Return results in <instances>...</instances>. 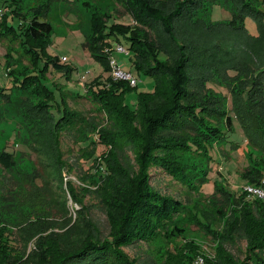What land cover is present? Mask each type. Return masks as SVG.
Segmentation results:
<instances>
[{
	"label": "trees",
	"instance_id": "16d2710c",
	"mask_svg": "<svg viewBox=\"0 0 264 264\" xmlns=\"http://www.w3.org/2000/svg\"><path fill=\"white\" fill-rule=\"evenodd\" d=\"M118 1L124 4L132 22H118L114 15H107L104 20L93 15L84 47L110 71L106 46L112 41L120 43L133 54L134 71L153 80V88L139 92L131 106L126 103L125 94L136 86L111 76L92 82L81 96L104 112L106 124L71 110L65 100L66 91L59 86V101L55 100L48 86L47 73L51 68L66 69L56 55L45 59L41 56L44 60L39 64L37 49L44 54L53 31L43 12L49 0L37 9L31 6V14L25 12L23 0H5L0 12V39L7 40L4 55L11 84L8 88L0 86V98L8 101L12 89L30 88L36 98L28 111L42 122L46 118H37L34 113L48 116L56 140H60L62 132L76 129L80 139L74 137L75 140L83 143L82 149L86 148L82 156L91 161L85 180L91 179L96 186L85 192L95 194L108 224L104 233L89 216V206L70 186L88 232L75 240L69 236L73 230L42 237L36 264H191L197 255L195 250L188 251L187 245L182 250L179 249L183 246L175 245L178 253L170 250L172 240L186 238L189 223L216 233L225 239L224 243L234 244L236 238L246 242L243 256H235L222 244L216 259H205V264H264V202L248 199L243 190L233 192L215 180L214 191L207 196V204L215 206L214 214H219L213 215L202 205L187 206L191 203L188 198L162 192L152 183L150 173L151 167L157 168L188 190L201 192L211 179L218 146L236 148L232 144L236 141V119L253 160L239 176L247 184L264 188V157L249 150L253 145L264 153V0ZM214 5L229 10L230 18L211 20ZM200 10L203 12L197 17ZM248 17L257 23L258 35L248 31ZM8 18H17L18 24H11ZM183 22L192 32L209 30L208 44L201 47L193 41L198 51L191 48L186 42L188 36L181 34L179 28ZM222 33L232 36L234 46L221 42ZM239 39L247 51L236 49ZM249 56L255 62L248 65ZM23 60L27 63L19 71ZM65 71L67 77L71 69ZM100 145L105 149L96 154ZM18 151L0 150L3 169L15 166ZM187 152L190 159L184 158ZM32 178L39 183L35 175ZM229 203L239 207L224 219L221 204L225 207ZM207 217L211 219L209 223L204 221ZM223 220L222 231L218 232V224ZM63 237L65 241L58 243ZM163 238L170 240V246L158 257L156 251L140 260L131 259L123 250L134 243Z\"/></svg>",
	"mask_w": 264,
	"mask_h": 264
},
{
	"label": "rangeland",
	"instance_id": "374dc122",
	"mask_svg": "<svg viewBox=\"0 0 264 264\" xmlns=\"http://www.w3.org/2000/svg\"><path fill=\"white\" fill-rule=\"evenodd\" d=\"M46 1L48 0H23L22 4L25 12L31 14L29 10L31 6L37 9ZM4 2L5 0H0V12L4 9ZM43 12L52 24L53 31L49 38L50 44L45 47L44 54L42 55L41 50L37 49L40 56L39 64H42V60L46 56L56 55L66 69H71L67 77H65L66 69L54 70L51 68L47 73L48 86L53 91L54 99L59 101V89H65V100L71 110L86 117H95L99 123H103L105 121L104 112L99 111L96 105L81 95L92 82L103 81L111 76V73L106 71L103 64L84 47L86 33L93 15H97L103 20L107 15H114L115 20L124 24L132 22L131 16L127 14L124 4L118 0H49V5ZM202 12V10L198 11L196 16H201ZM230 16V11L220 5H214L211 8L210 19L213 21L226 20ZM8 21L15 26L18 24L17 18H8ZM262 23L264 24V18ZM245 25L252 35L257 34V23L253 19L246 18ZM179 28L181 34L188 36L185 41L191 45V48H196V45L193 46V41L201 47L203 44H208L209 30L195 29L192 32L185 22ZM221 39L224 41H221L223 44L234 46L232 36L230 37L228 33L225 35L222 33ZM239 40L240 43L235 45L236 49L240 47V50L247 51L242 47L241 39ZM6 44L7 40L0 39V86L8 88L11 84L6 75L8 68L4 55ZM115 44L116 42L112 41L110 45L115 46ZM110 45L105 49L108 55H110V51L107 52L111 48ZM112 57L118 61L123 70L130 71L137 77L136 88L125 94L126 103L134 106L139 92L152 90L153 80L134 71L132 53H119L114 49ZM248 59V65L251 61L255 62L252 56H249ZM26 63L24 60L20 62L19 71ZM229 73L234 74L233 71H229ZM214 87L217 86L214 85ZM217 89L219 90V87ZM221 89L228 95L224 88ZM35 98L36 95L27 87L12 89L8 101L0 98V150L2 148L12 152L19 150L14 158L17 162L13 168L3 169L0 165V264H20V262L21 264L24 262V264H36L39 243L44 236L63 234L69 230H73L69 234L72 239L87 234L88 229L79 217L81 206L74 201L70 186L74 194L82 199L83 204L89 206V216L92 220L104 233L108 230L106 215L97 197H94V193L85 192L93 191L96 186L91 184V179L85 180V176L89 174L91 161L85 159L86 156H82V152L86 148L82 149L83 143L75 140L78 136L76 129L62 132L60 140H56L51 133L48 116L42 112L39 113L40 116L34 113L37 118H46L45 122H42L39 119L36 120L28 111V107L35 102ZM53 111L57 114L56 108ZM104 123L106 124V122ZM234 125L236 141L232 144L234 143L236 148L230 149V145L218 146V153H215V160L209 175L211 179L204 184L201 192L195 193L188 190L173 180L170 175L154 167L150 168L152 183L162 192L176 195L184 200L190 199L191 203L187 205L189 207L196 203L202 205L201 208L206 209L208 213L219 215L214 214L215 206L207 204V196L213 193L215 180L224 183L229 190L240 193L242 187L247 183L239 174L249 163H253L245 148L246 141L236 119ZM93 132L95 135L96 131ZM79 139L78 137L77 140ZM104 149L105 147L102 145L97 146L96 154L101 153ZM249 150L264 157V153L253 145ZM189 154L187 152L184 158L190 159ZM132 155H134V151ZM84 172H86L85 175ZM33 175L39 183L34 181ZM221 207L224 219H226L234 214V208L239 207V204L229 203L225 207L221 204ZM204 221L209 223L211 219L207 217ZM224 221L218 224V232L222 231L221 227L224 226ZM186 227L188 228L186 238L177 237L176 242L172 240L170 250L178 253L174 250L175 245L178 248L183 246L179 250L184 249V246L187 245L188 251L195 250L197 254L192 262L196 258H202L204 264L205 259L206 261L215 260L219 252L218 248L223 246L222 244L235 256H243L246 245L243 239L236 238L234 244H227L224 243L225 239L218 237L216 233L210 232L207 228H201L194 223H189ZM189 238H191L190 242ZM64 241L63 237L58 243ZM168 245L170 246V240L165 241L163 238L160 241L134 243L124 247L123 250L131 259L140 260L147 255L156 253V251L157 257L162 255Z\"/></svg>",
	"mask_w": 264,
	"mask_h": 264
},
{
	"label": "built area",
	"instance_id": "2783aa9c",
	"mask_svg": "<svg viewBox=\"0 0 264 264\" xmlns=\"http://www.w3.org/2000/svg\"><path fill=\"white\" fill-rule=\"evenodd\" d=\"M110 49L107 50L110 51V56L108 58L109 60V66H110V73L111 77L114 80H125L129 83L130 86L134 87L137 85L138 80L137 77L134 76L131 72L123 70L119 64L118 61L112 57V51L116 49L119 53H127L128 50L121 45L120 43L115 44V46L110 45ZM242 190L247 194V198L253 200L258 199L264 202V188L257 185H250L246 184L242 187ZM192 264H204L202 258H196Z\"/></svg>",
	"mask_w": 264,
	"mask_h": 264
}]
</instances>
